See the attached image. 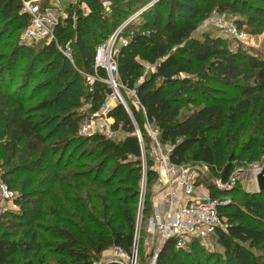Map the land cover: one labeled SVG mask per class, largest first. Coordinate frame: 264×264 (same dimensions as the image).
Returning <instances> with one entry per match:
<instances>
[{
  "label": "trees",
  "instance_id": "16d2710c",
  "mask_svg": "<svg viewBox=\"0 0 264 264\" xmlns=\"http://www.w3.org/2000/svg\"><path fill=\"white\" fill-rule=\"evenodd\" d=\"M104 1L87 0L89 14L79 9L76 26L68 21L57 28L58 43L64 47L71 42L72 63L55 42L23 44L20 34L30 17L22 11V0H0V23L4 22L0 38L6 33L16 38L8 55L0 56V62L5 60L0 65V167H6L2 178L8 187L22 192L15 200L19 211H7L0 219V264H48L49 254L58 264H96L111 247L131 255L137 241L144 153L137 132L148 139L147 123L161 145L172 146V163L210 167L216 163L212 136L224 121L245 128V119L257 112L255 120L264 124V56L242 47L234 51L230 38L220 33L207 31L195 37L199 19L214 8L251 18H264V9L244 0H187L193 11L185 15L183 9H189L182 0H157L124 26L121 35L129 42L120 44L117 52L121 82L136 91L142 109L131 105V116L118 103L109 111L115 128L121 126L126 133L120 141L101 134L81 135V98L87 97L94 114L113 94L105 82L108 73L95 67L98 45L150 2L110 0L111 11L106 12ZM147 65L155 68L145 75ZM83 74L99 76L90 91ZM44 93L38 103L28 105ZM187 107L193 110L183 115ZM53 118L58 120L51 129ZM236 159L232 155L224 168L223 183L234 173ZM25 176L31 178L27 184L22 181ZM82 179L86 180L82 185L73 181ZM209 188L213 198L231 194L240 202L219 207L227 227L216 236L225 257L208 254L207 264H259L248 246H264V191ZM145 206L144 214L150 218L154 206L150 193ZM9 227L17 230L15 234L22 232L12 237ZM198 244L177 248L170 239L157 263L189 264L187 249ZM182 258L184 262H179Z\"/></svg>",
  "mask_w": 264,
  "mask_h": 264
},
{
  "label": "rangeland",
  "instance_id": "374dc122",
  "mask_svg": "<svg viewBox=\"0 0 264 264\" xmlns=\"http://www.w3.org/2000/svg\"><path fill=\"white\" fill-rule=\"evenodd\" d=\"M156 1L157 0H150V2L145 6L147 7L146 9H149V7L153 6ZM171 1L172 0H169L168 2ZM225 1L226 0H221V2ZM244 1H247V3L253 7L264 9V0ZM182 2H184V5L186 4V9H189L188 11L183 9V12L185 13V15H189L193 11V8L191 9L193 5L190 4V2L187 0H182ZM167 4L163 5L165 13H167L168 11ZM136 19L138 20L139 17H137ZM3 23L4 22L0 23V27H2L1 25H3ZM198 24L199 27L198 30L195 32V37H199L203 32L207 31V33L219 35V33L221 32L218 29H222L221 27L225 28L226 30L232 29L233 32H236V34H234L233 32H228L230 34L229 41L231 49L237 51L239 47H242L243 49H248V51H251L254 54L264 56V18L262 16L254 15L251 18L241 15L239 13L222 11L220 9L214 8L211 11V14H208L207 16L203 15L202 18L199 19ZM239 33L242 34V40L246 42L238 41L237 37L240 35ZM15 39L13 36H8V33H6L3 37L0 38V56L8 55L9 51L12 48V45L15 44ZM175 49L176 48H174L173 51H175ZM3 64H5V60L0 62V65ZM150 71H152V69H146L145 75H147ZM20 74L23 75L21 70L19 72V75ZM84 76L85 86L88 87L87 89L88 91H90L93 84L90 83V81L88 80L87 74H85ZM114 76L117 87H112L109 82L107 83L113 88V94L110 95V99L112 100L111 106L113 108L118 103H122L126 107V109L131 113L132 116L130 106L134 105L136 108L142 109L140 103L138 102L135 93H133V91L127 86L122 84L119 74H115ZM46 95L47 93H44L39 97L28 101V105H35ZM90 109L91 102L87 99L86 96H83L80 100V105L78 108V111H80V113L83 115V120L81 121V135L90 136L88 135V133L91 132L92 135L101 134L114 141H120L125 137L126 133L122 130V127L119 126L118 128H115V119L109 117L106 111H103V113L101 114L99 113L98 115H95L96 113L93 114ZM192 110L193 109L191 107H187L183 110V115L189 114ZM52 113H56V115H62L59 114V112ZM255 114L258 116L257 112H255ZM255 114L245 119V123L243 122V127L245 128L240 127L237 123H231L229 120L224 121L218 127V129L213 134L211 141V145L214 149L216 156L215 166L204 168L201 163L198 164L189 162L188 165H199L204 169L205 173L200 174V180L204 188H209L212 185H216L219 181L222 180L221 176L224 172V168L231 161L232 155H234L235 157H237V159L234 161L235 171L231 176L234 180L233 189L241 187V189L247 192H258L259 188L257 184L256 175L264 168V151L262 146V144H264V124L255 120ZM57 120L54 121L53 118L54 122L52 123L51 129L55 127V123ZM145 127L148 132V139H143V136L139 132V129L137 132L140 139L142 140L144 148V153L140 162V193L136 204V238L138 241L137 264H147L148 261L151 259L152 255L156 252L158 233L157 231H148L149 217H146L147 214H142L140 211H142L141 207H143V210L146 207L145 200L147 194L150 193V197L153 201L157 198L156 196L159 195L160 187L158 185V177L160 175L158 172L159 164L156 160V155L159 152L160 148L162 149L161 152L165 154L168 153V150L170 148L169 145H161L158 142L155 132L148 123ZM150 161L153 162L151 166L149 165ZM17 162L19 163V159L17 160ZM84 163H86L85 160L81 162L80 165H83ZM5 169V166L0 167L1 182H5L2 178ZM111 171L112 170H108L106 174L110 175ZM27 179L31 178L25 176L22 178V181L27 184L29 182V180ZM37 179H39V177ZM73 181L77 182V185H82L83 183H86L85 179ZM28 188L32 190L34 186L29 185ZM12 191H14L17 196L22 195V192H20L19 188ZM1 198H3V196L0 193V219H2L7 210L19 209V206L15 204L14 200L12 201ZM218 198L223 201L222 205H229L231 202L237 204L238 202H240V198L238 196L233 197L231 194L225 196L224 193H220ZM222 223L226 225L227 220H222ZM8 231L12 237H17L22 232V230H19V232L15 234L17 230L13 229L12 227H9ZM248 247L258 258L259 264H264V246L257 248H252L251 246ZM193 248L194 247H188L187 249V251H191L189 253L190 259H185L186 261H188L189 264H199V261L202 262L201 264H207L206 257L208 256V254L219 255L220 259H223L225 257V248L221 245L219 237H217L216 234L204 243L199 242V244L195 246V249ZM20 256L21 255H17L16 258L19 259ZM117 257V249L111 247L105 252H103L102 258L99 262H102V264H106V262L108 261L116 260ZM46 262L48 264H58L56 256L53 254L48 255ZM179 262H184V258L179 260ZM211 264L214 263L212 262ZM224 264H226V262Z\"/></svg>",
  "mask_w": 264,
  "mask_h": 264
},
{
  "label": "built area",
  "instance_id": "2783aa9c",
  "mask_svg": "<svg viewBox=\"0 0 264 264\" xmlns=\"http://www.w3.org/2000/svg\"><path fill=\"white\" fill-rule=\"evenodd\" d=\"M22 11L30 17L29 24L22 30L20 41L26 45H36L41 41L46 43L55 42L58 48L74 63L73 49L71 42H67L64 47L58 43L57 28L68 21L76 26L78 10L87 15L90 12L87 0H22ZM103 6L106 12L111 11V1L105 0ZM147 7H144L131 16L122 26H120L108 39L100 43L96 49L95 67L103 69L108 73L106 83L112 87L116 86L115 74L118 75L117 52L120 44H128L129 38L121 35L125 25L137 18ZM221 27V25H220ZM218 29L223 35L230 36L228 32L232 29ZM220 33V34H221ZM236 34V32H233ZM237 37L242 40V34ZM244 39V38H243ZM152 65H147L146 69H154ZM90 83L94 84L99 76L88 75ZM136 95V91L132 90ZM139 102V101H138ZM112 100L109 98L103 105L99 113H109L111 111ZM88 135H92L91 132ZM160 148V147H159ZM162 153V149L156 155L159 164L158 185L160 187V197L154 200L153 213L149 218L148 231H157L158 240L156 252L152 255L147 264H158L157 259L162 246L170 239L175 241L177 248H186L193 241L204 243L212 238L219 229L226 230L227 225L222 223L225 219L221 217L219 207L223 204L221 199L211 196L210 188H204L200 180V174H204V169L199 166L177 165L170 161L169 152ZM199 164V163H198ZM204 168L210 166L202 164ZM216 188L230 190L234 187V180L231 177L227 183L219 181ZM0 193L4 199L15 200L17 195L5 182L0 181ZM1 198V199H3ZM16 204V203H15ZM20 209V208H19ZM7 210V211H19ZM140 209V207H139ZM144 214L143 207H141ZM137 240V238H136ZM136 241L135 248L131 255L122 249H117L118 257L115 262L120 264H137L138 252ZM102 264V263H96Z\"/></svg>",
  "mask_w": 264,
  "mask_h": 264
},
{
  "label": "water",
  "instance_id": "95a60500",
  "mask_svg": "<svg viewBox=\"0 0 264 264\" xmlns=\"http://www.w3.org/2000/svg\"><path fill=\"white\" fill-rule=\"evenodd\" d=\"M258 192L264 191V168L256 175Z\"/></svg>",
  "mask_w": 264,
  "mask_h": 264
},
{
  "label": "crops",
  "instance_id": "0c3cea01",
  "mask_svg": "<svg viewBox=\"0 0 264 264\" xmlns=\"http://www.w3.org/2000/svg\"><path fill=\"white\" fill-rule=\"evenodd\" d=\"M156 197H157L156 199H158V198L160 197V195H158V196H156ZM156 199H155V200H156ZM156 245H157V243H156Z\"/></svg>",
  "mask_w": 264,
  "mask_h": 264
}]
</instances>
